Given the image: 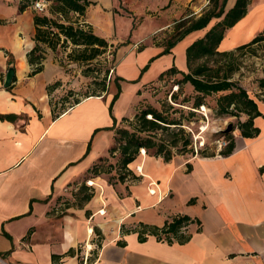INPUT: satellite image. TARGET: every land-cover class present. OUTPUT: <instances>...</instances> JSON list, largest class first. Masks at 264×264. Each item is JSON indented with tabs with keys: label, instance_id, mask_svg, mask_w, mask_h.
I'll use <instances>...</instances> for the list:
<instances>
[{
	"label": "crops",
	"instance_id": "1",
	"mask_svg": "<svg viewBox=\"0 0 264 264\" xmlns=\"http://www.w3.org/2000/svg\"><path fill=\"white\" fill-rule=\"evenodd\" d=\"M191 1L154 0L161 14L158 22L145 18L138 25L129 23L125 35L118 34L114 11L89 6L80 22L109 45L127 38L131 42L116 46L117 74L107 91L60 111L69 71L56 51L45 45L43 68L30 75L34 65L28 53L37 43V12L32 6L21 11L20 0H0V254L6 260L84 264L79 246L96 233L103 238L101 249L89 264H264V106L260 103L263 115L254 119L259 135L244 137L238 130L236 147L227 156L136 159L129 164L137 173L136 181L119 184L88 176L102 158L109 157L116 142L115 129L110 128L114 118L117 126L123 125L140 104L152 103L145 87L173 65L186 71L188 46L222 19L213 18L164 53L166 46L154 33L169 30L183 18L187 6L192 10L187 17L207 11L206 3ZM236 1L229 0L226 11ZM263 29L264 2L250 0L247 14L226 30L218 49L249 43ZM11 66L15 76L6 87ZM119 86L113 117L110 103ZM81 190L91 193V198L83 200ZM179 215L190 217L180 235L163 232L165 224ZM144 226L146 240L140 238ZM156 228L159 231L153 234ZM160 233L166 238L160 239Z\"/></svg>",
	"mask_w": 264,
	"mask_h": 264
},
{
	"label": "trees",
	"instance_id": "2",
	"mask_svg": "<svg viewBox=\"0 0 264 264\" xmlns=\"http://www.w3.org/2000/svg\"><path fill=\"white\" fill-rule=\"evenodd\" d=\"M36 0H20L21 11L32 6ZM49 4L48 15L46 13H36L35 25L37 42L34 48L28 53V61L34 68L30 75H35L43 68V60L45 58V45L53 50H57L62 46L65 50L68 44H72L74 48L68 52L67 56L70 62H76L79 65H87L96 61L99 56L107 51L109 46L108 41L103 37L95 34L90 25L83 26L79 21L80 16L85 15L87 8L96 2L93 0H47ZM218 3V0H211ZM229 0H222L220 6L215 5L214 8L208 9L201 16H190L185 19V22L178 26V32L173 40L169 42V46L165 48L164 53H168L170 48L183 40L188 34L196 30H201L209 25L213 18H222L218 21L204 37L194 41L186 50L187 65L190 72L179 70L176 65H173L168 70L164 71L160 78L169 77L177 72L182 73L183 81L189 82L194 89L202 95H210L212 93L225 92L218 100L219 110L222 113H229L230 109L235 115L245 113L248 117L245 120L240 119L238 124L233 126L231 130L223 131L226 137L227 144L219 153L204 154L203 156H212L220 154L227 156L231 154L236 147V137L234 130L240 129V133L244 137H255L259 135L260 129L255 126L254 119L263 115L260 110L258 101L252 97L249 90L240 85L238 82L231 80L229 73L220 75L218 70L208 66L206 60L199 64L196 68L192 67L196 59L209 58L213 55L220 54L230 56L235 51L249 49V47L264 40V29L261 34L254 37L249 43L242 44L233 50L220 52L218 46L222 41L226 30L237 23L248 12L250 0H237L235 5L226 11V5ZM69 45V46H70ZM152 62V60H151ZM147 64L143 71L148 68ZM93 72L98 73V69L92 68ZM95 70V71H94ZM142 71V72H143ZM109 70H107V74ZM97 77H100L97 75ZM160 78L158 80H160ZM101 79L100 82H95L100 90H97L91 95H101L108 90L107 76ZM157 81V80H156ZM155 81V82H156ZM256 87V91L264 93V80ZM155 82L154 85H155ZM174 96V92L172 93ZM120 95V86L117 94L114 95L110 103V111L113 116V108L117 98ZM76 103L79 100L75 101ZM203 102L202 97L196 99L195 105L199 107ZM236 111V112H235ZM114 117V116H113ZM114 126L115 141L110 149V154L113 156L119 153V166L121 171L118 180L126 181V173L133 174L135 179L138 178L133 170L129 167L131 161H135L140 155L141 150L155 157H161L165 161H170L176 154L173 148L186 149L193 145V137L183 126V122L178 118H170L165 110H159L152 105H147L139 109L133 118H124L123 125L117 126L116 118ZM180 147V148H179ZM195 155V151L192 152ZM107 157L102 158L91 170L96 173V176L101 172L110 173L111 170H104L103 163ZM122 170L124 172H122ZM112 183V182H111ZM85 189V188H83ZM83 191L81 190V193ZM92 194L88 193L83 196V200H89ZM190 217L187 215L176 216L172 221L167 222L162 228V231L167 234L180 235L179 231L184 223L188 222ZM147 227L144 226L140 231V238L146 240L145 233ZM158 228L153 229L152 233L157 234Z\"/></svg>",
	"mask_w": 264,
	"mask_h": 264
},
{
	"label": "rangeland",
	"instance_id": "3",
	"mask_svg": "<svg viewBox=\"0 0 264 264\" xmlns=\"http://www.w3.org/2000/svg\"><path fill=\"white\" fill-rule=\"evenodd\" d=\"M96 4L92 5V9H95L99 5H103L102 8L105 10L114 11L117 16V27L118 34L125 35L127 29V25L129 23H133L135 25L140 24V22L144 21L145 18H149L148 21L158 22L159 10L155 7L154 0H93ZM152 1V2H150ZM206 3L205 9H212L217 6H220L222 0H218V3L211 0H192L191 2ZM264 2V0H261ZM153 4V6H151ZM134 9L138 12L145 11V14L140 16L138 13L135 15ZM190 7H185L183 18L180 19L176 24H174L169 30L167 29L164 32H157L153 34L154 38H158V35L161 36L158 41L159 44L164 45L166 47L169 46V42L173 40L175 34L178 32V26L185 22L187 19L186 14H191ZM194 16V15H193ZM192 16V17H193ZM218 18L216 20H219ZM81 23L87 27L88 24L81 21ZM131 42L130 38H127L124 44H129ZM123 43L119 42L116 45H111V51L113 55L107 56L101 54L99 58L91 63L90 67L87 65H79L76 62H70L68 59V52L74 46L68 44L66 50L59 46L56 50L57 56L62 59L61 63L69 71L71 77L65 82V85L61 91H63V95L61 98L65 100V103L61 106L60 111L65 110L67 107L71 106L75 103L76 100L84 99L85 97L95 93L97 90H100V87L95 82H100L101 79L107 76L108 87L110 83H114L116 76V65H117V57H116V46H123ZM70 45V46H69ZM137 50H140L143 47V43L135 46ZM165 47V48H166ZM219 50V49H217ZM220 51V50H219ZM222 52V51H220ZM206 60L208 66L214 68V70H218L220 75L229 73L231 80L238 82L240 85L245 86L252 97H254L258 103L264 106V97L262 96L263 92L256 91L254 84L258 86L261 80H264V40L261 42L249 47V49H244L242 51H235L233 55L225 56L216 54L209 58L196 59L192 67L196 68L199 64H202ZM92 68L98 69V73L96 74L91 70ZM81 71V74L77 71ZM107 70L109 73L107 74ZM111 70H113L111 72ZM95 71V70H94ZM186 72H190V68L187 65ZM111 73V74H110ZM100 76V77H97ZM109 75L111 77L109 78ZM160 78V77H159ZM158 78V79H159ZM154 83L149 84L145 87V90H148L153 99L152 103H144L138 106V110L144 106L152 105L159 110H165L166 114L170 116V118H178L183 122V126L185 129L192 134L193 137V145L188 146L186 149L173 148L176 152L175 156L177 157H192L195 151V155L204 154H212L219 153V151L226 145H224V140H226L223 131L228 130L238 124L239 120L242 119L246 114H233L230 113H222L219 110V98L225 92L212 93L210 95H202L198 93L193 85L189 82L183 81V75L180 72L176 74H172L169 77L160 78ZM174 92V96L173 93ZM198 97H202L204 103H202L199 107H196L195 102ZM60 100V99H58ZM236 112V111H235ZM238 128L234 130V136L238 133ZM180 148V147H179ZM148 156L145 151L141 150L140 155L137 160L143 158L146 159ZM174 156V157H175ZM153 157V156H152ZM161 157H157L159 159ZM163 159V158H162ZM104 170H111L108 172H101L98 177L102 179H107L113 184H119L118 176L120 175L118 171H121L119 166V153L114 154L113 156L110 154L107 159H105L102 164ZM138 170V169H136ZM122 172H124L122 170ZM134 174L137 175L136 171H133ZM137 172H140L139 170ZM89 177L96 176L94 171L90 172ZM126 173V181H136L133 177V174L129 172ZM86 185H88V180L85 179L83 181ZM87 190L81 193V196L88 194Z\"/></svg>",
	"mask_w": 264,
	"mask_h": 264
},
{
	"label": "built area",
	"instance_id": "4",
	"mask_svg": "<svg viewBox=\"0 0 264 264\" xmlns=\"http://www.w3.org/2000/svg\"><path fill=\"white\" fill-rule=\"evenodd\" d=\"M49 4L50 2H48L47 0H36L32 7L34 8V10H36V12H40L42 14L44 13H48L49 12ZM83 25V24H82ZM84 26V25H83ZM138 46V44H137ZM107 53L106 55L107 56H110V55H113V52L111 51V45L108 46L107 48V51L105 52ZM103 53V55L105 54ZM113 70H111L112 72ZM111 74V73H110ZM111 77V75H109V78ZM156 85V84H155ZM224 145L227 144V141L224 140ZM150 191L152 192H156L154 189H150ZM104 210H101V213H104L103 212ZM185 227V226H184ZM183 227V228H184ZM148 235V234H146ZM160 239H165L166 236L163 235L162 233H160L159 235H157ZM103 238H101L100 235H97L96 233H93L91 236H89V238L84 242L82 243L80 246H79V251L78 253H80L79 255L81 256V258L84 260V264H89L88 262L91 260V258L95 255V254H99L100 252V249H101V240ZM0 264H13L11 262H9L8 260H6L4 258V256H2L0 254Z\"/></svg>",
	"mask_w": 264,
	"mask_h": 264
},
{
	"label": "water",
	"instance_id": "5",
	"mask_svg": "<svg viewBox=\"0 0 264 264\" xmlns=\"http://www.w3.org/2000/svg\"><path fill=\"white\" fill-rule=\"evenodd\" d=\"M14 76H15V68H14V66H11V67L9 68L8 72H7L6 80H5V83H4V85H5L6 87H8V86L11 85ZM229 130H230V129H228V131H229Z\"/></svg>",
	"mask_w": 264,
	"mask_h": 264
},
{
	"label": "bare ground",
	"instance_id": "6",
	"mask_svg": "<svg viewBox=\"0 0 264 264\" xmlns=\"http://www.w3.org/2000/svg\"><path fill=\"white\" fill-rule=\"evenodd\" d=\"M105 213V211H103Z\"/></svg>",
	"mask_w": 264,
	"mask_h": 264
}]
</instances>
